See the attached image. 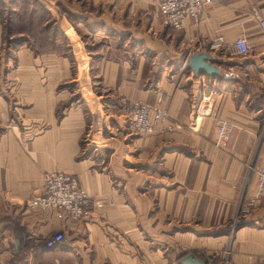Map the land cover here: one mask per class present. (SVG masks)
Segmentation results:
<instances>
[{
  "label": "crops",
  "instance_id": "1",
  "mask_svg": "<svg viewBox=\"0 0 264 264\" xmlns=\"http://www.w3.org/2000/svg\"><path fill=\"white\" fill-rule=\"evenodd\" d=\"M39 2L61 18L70 52L23 45L15 60L1 58L0 264H179L183 252L264 264V202L240 211L264 164V0H212L179 29L156 0H71L90 30L58 14V0ZM78 30L101 42L96 58ZM217 36L225 45L212 50ZM242 36L245 56L228 45ZM195 52L219 74L187 68ZM122 95L159 104L167 120L135 133L114 111ZM198 104L209 113L196 118ZM217 118L232 124L225 145ZM55 170L103 206L81 220L29 207ZM56 232L62 242L44 247Z\"/></svg>",
  "mask_w": 264,
  "mask_h": 264
},
{
  "label": "built area",
  "instance_id": "2",
  "mask_svg": "<svg viewBox=\"0 0 264 264\" xmlns=\"http://www.w3.org/2000/svg\"><path fill=\"white\" fill-rule=\"evenodd\" d=\"M212 0H156L159 12L165 22L174 29L182 27L183 20L190 16L198 20L204 6ZM259 17L258 12H254ZM264 25L263 20H260ZM225 42L222 36H217L211 42L212 50L222 49ZM235 52L241 56L249 53V45L245 37H239L230 44ZM115 113L125 118L128 125L139 135H149L155 131L158 125L167 120L165 109L148 102L132 100L126 96L117 97L114 105ZM209 113L206 106L198 104L195 109V117L205 116ZM171 127L169 126L168 129ZM232 124L225 119L217 118L215 132L217 143L225 145L229 139ZM259 201L264 202V164L257 169L256 191L240 208L242 214H248L253 206ZM104 204L103 200L92 196L81 187L78 180L62 171L47 172L43 177L41 191L31 196L27 205L39 211H54L58 218L68 217L73 220L90 218L94 210ZM63 240V233L56 232L44 240V247L52 248Z\"/></svg>",
  "mask_w": 264,
  "mask_h": 264
},
{
  "label": "rangeland",
  "instance_id": "3",
  "mask_svg": "<svg viewBox=\"0 0 264 264\" xmlns=\"http://www.w3.org/2000/svg\"><path fill=\"white\" fill-rule=\"evenodd\" d=\"M54 4L59 10L58 14L66 16L71 25L79 29L77 23L83 22L85 27L82 28L90 30L85 23L87 19H73L71 0H58ZM50 5L52 6V3ZM52 12L54 13L39 0H9L7 2L0 0V76L6 75L8 69L2 66L1 58L11 57L15 60L16 51L23 45L29 47L34 54L61 55L70 52L69 47L64 43L65 39L58 34L62 32L61 18L53 15ZM80 32L79 40L83 41L85 52H91L96 58L97 55H94V52L100 48L101 42L93 41L89 33L81 34ZM122 39L120 38L118 42L121 43ZM14 65L15 62L12 61V66ZM1 130L0 128V132Z\"/></svg>",
  "mask_w": 264,
  "mask_h": 264
},
{
  "label": "water",
  "instance_id": "4",
  "mask_svg": "<svg viewBox=\"0 0 264 264\" xmlns=\"http://www.w3.org/2000/svg\"><path fill=\"white\" fill-rule=\"evenodd\" d=\"M187 68L193 73H204L209 76L219 74V69L212 64L210 57L206 52L192 53L187 60ZM179 264H206L200 257L194 253H188L179 260Z\"/></svg>",
  "mask_w": 264,
  "mask_h": 264
},
{
  "label": "trees",
  "instance_id": "5",
  "mask_svg": "<svg viewBox=\"0 0 264 264\" xmlns=\"http://www.w3.org/2000/svg\"><path fill=\"white\" fill-rule=\"evenodd\" d=\"M42 37V36H41ZM43 39V37H42ZM186 255V252H183L179 255H177V260H180L182 257H184ZM199 256L202 258V260L206 263V264H221V260L218 258H210L204 256L203 254H199Z\"/></svg>",
  "mask_w": 264,
  "mask_h": 264
}]
</instances>
